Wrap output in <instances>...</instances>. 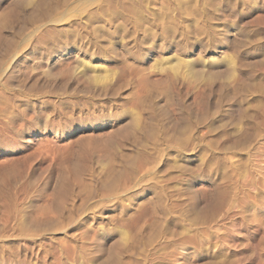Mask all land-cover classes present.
Listing matches in <instances>:
<instances>
[{"label": "rangeland", "instance_id": "obj_1", "mask_svg": "<svg viewBox=\"0 0 264 264\" xmlns=\"http://www.w3.org/2000/svg\"><path fill=\"white\" fill-rule=\"evenodd\" d=\"M0 7V264H102L76 252L105 229L118 264H264V0Z\"/></svg>", "mask_w": 264, "mask_h": 264}, {"label": "bare ground", "instance_id": "obj_2", "mask_svg": "<svg viewBox=\"0 0 264 264\" xmlns=\"http://www.w3.org/2000/svg\"><path fill=\"white\" fill-rule=\"evenodd\" d=\"M14 1V0H13ZM3 0H0V5H2ZM31 4V3H30ZM8 7V6H7ZM31 7V6H30ZM1 8V7H0ZM5 7H3L0 10V40L2 38L3 35V29L4 26L7 24L8 22V12H6V10H4ZM36 8V7H35ZM31 9V8H30ZM9 11V9H8ZM31 11V10H30ZM29 11V12H30ZM33 11V10H32ZM31 11V14H33ZM10 13V11H9ZM28 13V12H27ZM35 13V12H34ZM13 14V13H12ZM11 15V14H10ZM55 21V20H54ZM53 23V21H52ZM51 23V24H52ZM47 24V23H45ZM49 24V23H48ZM50 24V25H51ZM52 26V25H51ZM44 27V26H43ZM34 29V28H33ZM36 29V28H35ZM40 30V29H39ZM38 30V31H39ZM221 32V31H220ZM39 33V32H37ZM45 33V32H44ZM36 34V33H35ZM43 35V34H40ZM49 35V34H48ZM44 37V36H42ZM43 39V38H42ZM40 40V38H39ZM38 40V41H39ZM37 42V41H36ZM42 43V42H41ZM44 43V42H43ZM46 43V42H45ZM46 45H48L46 43ZM51 45V44H50ZM70 48H72L69 44H62V45H52V47H50L49 49H45L42 47H36L33 46V48H31L29 51H27L25 53V60H26V64L23 67L22 73L24 75H27L29 73V71L32 69V66L30 67V63L32 62L30 60L31 58V54L33 53H38L41 57H44L47 61L45 64H48V67L50 69H54V70H58L57 69V64L58 62L62 59L63 55L62 53L68 51ZM73 48L78 51V52H83V48L79 45H75V47L73 46ZM13 54V53H12ZM10 54V56L12 55ZM8 57V56H7ZM23 56H19V55H13L12 58H10V63L8 64V66H4L3 63L2 65L4 66V70H2L3 72V76L5 77V80L7 82V84L16 89L18 92L22 91L25 89V86L23 84H20L17 79L16 76V72H17V68L19 63L21 62ZM34 58V57H33ZM36 60V59H35ZM72 62V61H70ZM8 63V62H7ZM5 64V63H4ZM43 61L38 62V66L43 68ZM68 64V62H67ZM62 65V64H61ZM69 65V64H68ZM46 66H44L45 68ZM61 67V66H60ZM31 68V69H30ZM48 69V68H47ZM61 70V69H60ZM58 70V71H60ZM52 71V70H51ZM21 73V74H22ZM59 73V72H58ZM31 74V73H30ZM29 74V76H30ZM2 76V75H1ZM20 76V75H18ZM2 78V77H1ZM20 78V77H19ZM4 79V78H3ZM22 79V78H21ZM26 85V84H25ZM3 87V86H2ZM23 92V91H22ZM3 93V92H2ZM17 97L15 98L16 101H22V97L20 95H16ZM155 104V103H154ZM233 105V104H232ZM231 106V104H230ZM113 124H114V128L116 129L115 131L117 133H119L121 136L124 135H129L131 132H133V129L135 127V125H137L138 120L137 119H129L131 121H128L124 119V117H122L120 114H116L114 116L111 117ZM114 130V129H113ZM114 132V131H113ZM112 132V133H113ZM107 143V142H106ZM137 143V142H136ZM101 144V143H100ZM136 145V144H135ZM140 146V145H139ZM106 147V146H105ZM79 167V166H78ZM123 167V166H122ZM80 168V167H79ZM119 173V172H117ZM125 173V172H124ZM121 175V174H120ZM116 176V174H115ZM113 180V179H112ZM93 182L95 185H98L100 183V181L98 180V178H93ZM110 184V183H109ZM102 185V184H101ZM100 185V186H101ZM106 185V184H105ZM108 185V183H107ZM106 185V186H107ZM96 187V186H95ZM109 188V186H107ZM104 188V187H103ZM101 188V189H103ZM106 188V187H105ZM107 189V188H106ZM94 190V189H93ZM94 194V192H92ZM92 197V196H91ZM94 197V195H93ZM118 199V198H117ZM115 199V200H117ZM113 201H115L114 199H112ZM33 201V200H32ZM116 202V201H115ZM120 202V201H119ZM121 203V202H120ZM33 205V202H32ZM117 205V204H116ZM118 207V206H117ZM22 207L16 206V209L18 212H20L22 210V214L24 217H28L27 219L30 220L31 224L34 225H39V222L34 221L33 219H31L32 217H30V214L27 211H24L23 209H21ZM24 208V207H23ZM114 208V207H113ZM78 211V209H77ZM80 211L82 212V210L80 209ZM78 211V212H80ZM80 215V214H78ZM79 219V218H78ZM77 219V220H78ZM76 220V221H77ZM75 222V221H74ZM105 229V228H104ZM87 233V232H86ZM85 235V234H84ZM120 239L118 238V235H115L113 231H110L109 229H105L102 231H99L98 233L94 234L92 237L89 238L88 233L86 234V236L83 237L80 246L77 248V257L80 258V263L81 262H86V261H95L98 263H102V264H118V262L120 261V257H121V251L119 250L120 247ZM111 242V245L108 247H106V242ZM119 243V244H118ZM122 250V249H121ZM133 253L132 255L135 257L137 254L134 250H132ZM132 256V257H133ZM122 261V260H121ZM79 262V261H78ZM82 264V263H81ZM120 264V263H119ZM132 264V263H131Z\"/></svg>", "mask_w": 264, "mask_h": 264}]
</instances>
